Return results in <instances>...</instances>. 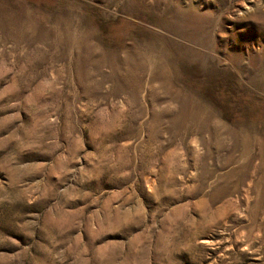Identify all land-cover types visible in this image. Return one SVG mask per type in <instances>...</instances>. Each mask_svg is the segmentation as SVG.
Here are the masks:
<instances>
[{"label": "rangeland", "instance_id": "rangeland-1", "mask_svg": "<svg viewBox=\"0 0 264 264\" xmlns=\"http://www.w3.org/2000/svg\"><path fill=\"white\" fill-rule=\"evenodd\" d=\"M0 264H264V0H0Z\"/></svg>", "mask_w": 264, "mask_h": 264}, {"label": "bare ground", "instance_id": "bare-ground-1", "mask_svg": "<svg viewBox=\"0 0 264 264\" xmlns=\"http://www.w3.org/2000/svg\"><path fill=\"white\" fill-rule=\"evenodd\" d=\"M219 130H220V129H219ZM219 130H218V131H219ZM219 133H220V132H219ZM219 137H220V136H219ZM220 140H221V139H220Z\"/></svg>", "mask_w": 264, "mask_h": 264}]
</instances>
